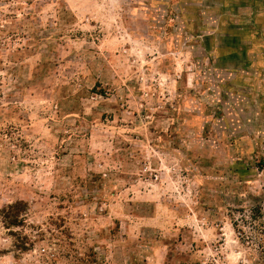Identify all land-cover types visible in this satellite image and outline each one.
Returning <instances> with one entry per match:
<instances>
[{"label": "rangeland", "instance_id": "rangeland-1", "mask_svg": "<svg viewBox=\"0 0 264 264\" xmlns=\"http://www.w3.org/2000/svg\"><path fill=\"white\" fill-rule=\"evenodd\" d=\"M257 207L264 0H0V264H257Z\"/></svg>", "mask_w": 264, "mask_h": 264}, {"label": "crops", "instance_id": "crops-1", "mask_svg": "<svg viewBox=\"0 0 264 264\" xmlns=\"http://www.w3.org/2000/svg\"><path fill=\"white\" fill-rule=\"evenodd\" d=\"M216 9L217 12H214L215 16H209L210 17V21L214 22V24H217L219 22L220 26H222L223 30L225 31V37H223L224 42L226 43H235L237 42V38L236 35L231 34V31L235 28H237L235 25L237 24L234 21H231L232 19L227 18L226 16H220L223 15L222 13V7L218 6L217 4H214V6H210L208 9L212 10V9ZM213 35L207 36L206 38H208V40H212ZM236 52H238V50H236ZM236 52H225L226 54L222 53L221 55L223 57H227V58H235L236 57Z\"/></svg>", "mask_w": 264, "mask_h": 264}, {"label": "trees", "instance_id": "trees-1", "mask_svg": "<svg viewBox=\"0 0 264 264\" xmlns=\"http://www.w3.org/2000/svg\"><path fill=\"white\" fill-rule=\"evenodd\" d=\"M250 219V223L246 219H244L243 222L244 224H249L252 226L257 246L261 249V255L258 258L257 264H264V219L262 216V208L257 207L256 209L252 210Z\"/></svg>", "mask_w": 264, "mask_h": 264}]
</instances>
